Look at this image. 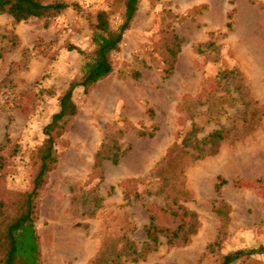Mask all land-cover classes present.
Returning a JSON list of instances; mask_svg holds the SVG:
<instances>
[{
    "label": "rangeland",
    "instance_id": "obj_1",
    "mask_svg": "<svg viewBox=\"0 0 264 264\" xmlns=\"http://www.w3.org/2000/svg\"><path fill=\"white\" fill-rule=\"evenodd\" d=\"M81 5L16 23L0 13V172L6 198L29 189L34 151L81 76L90 51L87 17L126 0H68ZM182 39L171 76L165 43ZM213 43L206 52L200 44ZM106 78L74 91L78 114L57 130V165L38 191L34 212L43 264H90L107 236L126 234L141 252L127 264H220L237 249L264 245V0H140ZM195 121L199 137L219 130L214 154L187 165L179 203L197 215L187 239L161 234L147 248L151 213L174 230L172 198L149 195L153 171ZM154 131L153 136L140 135ZM130 147L118 163L96 165L102 144ZM227 180L221 188L220 179ZM140 193V196H136ZM214 245V246H212ZM235 264H264V253Z\"/></svg>",
    "mask_w": 264,
    "mask_h": 264
},
{
    "label": "trees",
    "instance_id": "obj_2",
    "mask_svg": "<svg viewBox=\"0 0 264 264\" xmlns=\"http://www.w3.org/2000/svg\"><path fill=\"white\" fill-rule=\"evenodd\" d=\"M140 0H126L122 12V23L115 26L112 23V10L98 9L95 14L87 17L91 30L90 51H81L84 55L81 76L78 81H72L69 88L60 98V109L53 116L52 121L46 125V139L34 151L36 158V171L31 179L29 189L17 197L6 198L0 191V264H43L44 257L41 239L35 224V199L47 183L51 171L57 165L55 153V131L66 132L71 122L78 114V105L74 101V91L83 87L86 92L98 81L110 75L115 68V54L120 49L123 36L131 26L137 12ZM73 7L81 10V5L68 0H0V13L11 15L16 23L29 18H48L56 16L62 11ZM170 41L165 43L168 55V67L164 69L166 77L172 75L181 50L182 39L172 32ZM213 46V43L200 44L198 51L203 53ZM1 56V53H0ZM200 127L195 121L183 133L181 141L171 147L166 157L154 168V182L146 190L149 195L164 194L171 197L176 208L170 206V212L179 224L174 230L160 228L155 223L151 213L150 223L147 226V248H156L161 234H166L169 241L174 239H187L190 233L197 230V215L179 203L184 190V171L187 165L208 154H214L224 134L213 131L205 137H199ZM140 135L153 136L154 131H141ZM122 149L120 144H102L96 154V165L102 166L104 160L118 163L121 156L129 151ZM8 160L0 157V172L7 168ZM227 180L220 179L217 184L221 188ZM1 184V183H0ZM1 186V185H0ZM2 188V187H0ZM136 196H140L137 193ZM214 246V245H212ZM264 253V245L251 249H237L226 253L220 264H235L242 259ZM141 252L135 248L134 241L126 234L107 236L97 256L90 264H127L129 259L138 260Z\"/></svg>",
    "mask_w": 264,
    "mask_h": 264
}]
</instances>
